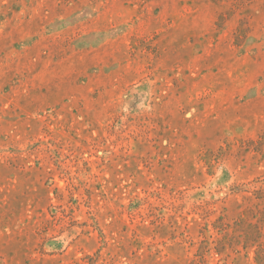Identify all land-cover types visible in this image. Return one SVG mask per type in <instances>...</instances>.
Returning a JSON list of instances; mask_svg holds the SVG:
<instances>
[{
  "label": "rangeland",
  "instance_id": "374dc122",
  "mask_svg": "<svg viewBox=\"0 0 264 264\" xmlns=\"http://www.w3.org/2000/svg\"><path fill=\"white\" fill-rule=\"evenodd\" d=\"M0 264H264V0H0Z\"/></svg>",
  "mask_w": 264,
  "mask_h": 264
}]
</instances>
